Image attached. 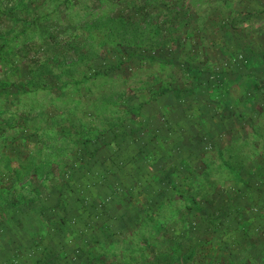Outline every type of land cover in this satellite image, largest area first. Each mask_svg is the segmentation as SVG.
Segmentation results:
<instances>
[{
	"label": "rangeland",
	"instance_id": "1",
	"mask_svg": "<svg viewBox=\"0 0 264 264\" xmlns=\"http://www.w3.org/2000/svg\"><path fill=\"white\" fill-rule=\"evenodd\" d=\"M10 11L17 12L18 19L10 18ZM31 25L41 32L28 40ZM23 29L27 33L21 34ZM13 36L14 53L0 62V210L5 200H29L32 189L42 199L52 197L54 183L79 165L72 153L74 138L109 128L115 114L121 119L123 112L116 101L130 93L144 97L142 112L153 129L177 138L167 162L175 163L180 154L189 153V147L204 157L212 171L208 180L217 185L207 186V192L196 196L203 205L218 211L224 197L250 204L249 197L261 194L262 189L264 197V186L235 184L217 153L222 149L223 158L230 160L225 147H237L238 140L232 143L231 137L248 131V118L204 134L201 125L205 122L198 115L206 117L208 124L220 116L208 110L212 106L202 97L177 99L164 94L148 99L150 91L161 84L186 86L188 78L175 66L178 63L221 72L235 69L249 55H260L264 0H72L67 6L63 0H0V44ZM22 46L27 47L24 52L19 51ZM163 57L171 62L161 61ZM109 65L114 66L111 71ZM98 70L110 72L92 78L90 74ZM83 76L90 78L64 86V97H57L63 81ZM21 81L26 84L22 91ZM34 84L37 90L28 91ZM3 137L12 144L5 145ZM243 151L247 153L248 145ZM246 162L253 171L255 163ZM255 162L256 173L241 170L247 171L246 177L258 173L260 163ZM12 166L18 169L17 176ZM84 172L78 169L75 174ZM104 193L109 199L108 192L100 194ZM68 197L74 201L72 194ZM251 226L256 228V239L250 252L256 256L248 264H264V225L253 220ZM29 231L21 230L16 236L24 242Z\"/></svg>",
	"mask_w": 264,
	"mask_h": 264
},
{
	"label": "trees",
	"instance_id": "2",
	"mask_svg": "<svg viewBox=\"0 0 264 264\" xmlns=\"http://www.w3.org/2000/svg\"><path fill=\"white\" fill-rule=\"evenodd\" d=\"M70 1L63 0L64 5ZM9 14L18 19L17 12ZM34 26L29 28L26 39H35L41 32ZM22 33H27L26 29ZM14 38L2 39L0 62L14 53ZM25 49L22 46L19 51ZM260 52L242 59L229 71L205 72L191 62L174 63L186 74V86L161 84L150 91L148 98L155 100L164 94L177 99L186 95L202 97L212 106L208 110L214 109L220 116L219 121L214 118L210 123L216 126L210 127L206 117L198 115L205 122L201 125L204 134L248 118V131L231 137L232 143L238 140L237 147H225L230 160L223 158L222 149L217 153L235 184L248 182L252 186L255 182L259 188L264 186V121L260 123L264 118V50ZM134 55L154 59L143 53ZM161 61L170 60L163 57ZM113 67L109 65L107 69L111 71ZM110 71L98 70L90 75L96 78ZM88 78L63 81L57 87V97H64V86H76ZM20 86L22 91L25 82L21 81ZM36 88L34 84L28 91ZM143 98L125 94L116 101L123 112L121 119L115 114L109 128L96 135L74 138L72 153L79 165L54 183L52 197L42 199L39 191L32 189L27 201H3L0 264H248L256 256L250 252L256 239L251 222L257 220L264 225L263 189L261 194L249 197L250 204L224 197L218 211L203 205L196 196L207 186L217 185L208 180L211 169H207L204 157L194 154L190 147L189 153L180 154L175 163L167 162L177 138L153 129L145 121ZM2 140L5 145L12 144L7 137ZM246 145L250 155L243 151ZM248 160L255 163L254 170L258 168L255 161L260 163L257 174ZM244 168L254 173L246 177L247 171L241 172ZM78 169L85 172L77 175ZM11 171L18 175L15 166ZM104 191L109 199L105 193L100 194ZM28 229L22 242L17 236ZM97 249L100 252L96 254Z\"/></svg>",
	"mask_w": 264,
	"mask_h": 264
}]
</instances>
